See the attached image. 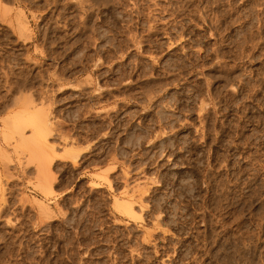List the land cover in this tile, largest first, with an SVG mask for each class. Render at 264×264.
Here are the masks:
<instances>
[{"label":"rangeland","instance_id":"rangeland-1","mask_svg":"<svg viewBox=\"0 0 264 264\" xmlns=\"http://www.w3.org/2000/svg\"><path fill=\"white\" fill-rule=\"evenodd\" d=\"M0 264H264V0H0Z\"/></svg>","mask_w":264,"mask_h":264},{"label":"bare ground","instance_id":"bare-ground-1","mask_svg":"<svg viewBox=\"0 0 264 264\" xmlns=\"http://www.w3.org/2000/svg\"><path fill=\"white\" fill-rule=\"evenodd\" d=\"M96 1H97V0H96ZM87 2H88V1H87ZM100 3H101V2H100ZM84 4H85V3H84ZM95 4H96V3H95ZM106 5H107V3H106ZM82 6H83V5H82ZM159 6H160V5H159ZM156 7H157V6H156ZM158 8H159V7H158ZM176 8H177V7H176ZM87 10H88V9H87ZM162 10H163V9H162ZM188 10H189V9H188ZM175 11H176V10H175ZM85 22H86V21H85ZM154 26H155V25H154ZM162 30H163V29H162ZM163 31H164V30H163ZM151 32H152V31H151ZM167 33H168V32H167ZM21 35H22V34H21ZM183 35H184V34H183ZM197 40H198V39H197ZM249 44H250V43H249ZM241 45H242V44H241ZM218 46H219V45H218ZM251 46H252V45H251ZM245 49H246V48H245ZM217 51H218V50H217ZM189 56H190V55H189ZM249 58H250V57H249ZM236 65H237V64H236ZM179 66H180V65H179ZM238 68H239V67H238ZM217 69H218V68H217ZM184 71H185V70H184ZM182 74H183V73H182ZM247 84H248V83H247ZM254 84H255V83H254ZM253 87H254V85H253ZM224 88H225V87H224ZM224 88H223V89H224ZM258 89H259V88H258ZM255 91H256V90H255ZM216 95H217V94H216ZM227 97H228V96H227ZM259 101H260V100H259ZM207 104H208V103H207ZM221 104H222V103H221ZM204 105H206V104H204ZM200 109H201V108H200ZM201 110H202V109H201ZM251 110H252V109H251ZM253 110H254V109H253ZM202 111H203V110H202ZM245 111H246V110H245ZM198 115H199V113H198ZM22 117H23V116H22ZM16 118H17V117H16ZM16 118H15V119H16ZM15 119H14V120H15ZM19 119H20V121H22L20 116H19ZM19 119L16 120V123H18L19 125H21V124L19 123V122H20ZM25 119H26V118H25ZM12 120H13V118H12ZM12 120H11V123H13V126H12V125L10 126V125H8V124H7V125L10 126V127H14V129L17 130V128H18L19 126H17V124L14 123L15 121L12 122ZM26 120L28 121V119H26ZM30 120H31V119H30ZM32 120H33V119H32ZM257 120H258V119H257ZM5 121H6V120H5ZM17 121H18V122H17ZM39 121H40V120H39ZM255 121H256V120H255ZM6 122H8V121H6ZM32 123H33L32 125L30 124L31 126L29 125V123H27V124H28L30 127L33 128V131H34L33 134H35V133L37 134V136H34V138L36 137V138H39V139H40V137H45L46 133H43V129H44L45 126H44V127H41V125H40L41 123H40V122H39L40 124H37L38 122H37V123L32 122ZM44 123H46V122H44ZM7 125H6L5 127H8ZM24 125H25V124H24ZM28 125H27V126H28ZM16 127H17V128H16ZM8 128H9V127H8ZM8 128H7V130H8ZM20 128H21V127H20ZM41 128H42V129H41ZM47 128H48V127H47ZM12 129H13V128H12ZM18 129H19V128H18ZM34 129H35V130H34ZM5 130H6V129H5ZM47 130H48V129H47ZM8 131H9V130H8ZM35 131H36V132H35ZM18 132H19V131H18ZM44 132H45V131H44ZM7 133H8V132H7ZM9 133H10V132H9ZM19 133H20V132H19ZM41 133H42V134H45V135L39 137L38 135H41ZM11 134H12V133H11ZM12 135H14V134H12ZM4 136H5V135H4ZM7 136H8V135H7ZM7 136H6V137H7ZM6 137H5V138H6ZM7 138H8V137H7ZM7 138H6V139H7ZM32 138H33V137H32ZM43 139H44V138H43ZM43 139H42V140H43ZM32 140H33V139H32ZM34 140H35V139H34ZM36 140H37V139H36ZM36 140H35V141H32V143H34V144H33L34 147H36V144H37V143H36V142H37ZM39 141H40V140H39ZM45 141H46V140H45ZM24 142H25V141H24ZM26 142H27V141H26ZM26 142H25V143H26ZM43 142H44V141H43ZM30 143H31V141L28 142V144H30ZM22 144H23V143H22ZM26 144H27V143H26ZM23 145L25 146V144H23ZM23 145H22V146H23ZM30 145H31V144H30ZM30 145H29V146H30ZM19 146H20V145H19ZM29 146L27 145V147H29ZM31 146H32V145H31ZM20 147H21V146H20ZM25 147H26V146H25ZM40 147H41V146H40ZM43 148H44V147H43ZM26 149H28V148H26ZM28 150H30V149H28ZM31 150H32V149H31ZM34 151H35V150H34ZM29 152H31V151H29ZM31 154H32V153H31ZM33 154H34V153H33ZM33 154H32V155H33ZM35 154H36V152H35ZM36 155H37V154H36ZM33 156H34V155H33ZM38 156H39V155H38ZM38 156H37V158H38ZM33 158H34V157H33ZM35 159H36V158H35ZM43 159L45 160L44 157H43ZM50 160H51V159H50ZM51 161H52V160H51ZM43 162H44V161H43ZM45 162H46V161H45ZM47 162H48V165H47V166H49V160H47ZM50 164H51V163H50ZM45 168H46V167H45ZM47 169H48V168H47ZM44 170H45V169H44ZM40 172H41V171H40ZM45 173H46V172H45ZM40 176H43V175L41 174ZM43 178H44V177H42V180H43ZM39 179H40V178H39ZM42 180H41V181H42ZM41 181H40V183H41ZM42 182H45V181H42ZM42 184H43V183H42ZM44 185L47 186V184H44ZM38 187H39V186H38ZM43 187H44V186H43ZM39 188H42V187H39ZM220 191H221V190H220ZM46 193L48 194L49 192H46ZM217 196H218V195H217ZM118 202H119V201H118ZM119 205H120V204H119ZM120 206H123V207L125 206V208H124L125 212H126L128 215L133 216V209H132V206H130V205H128V204H121ZM41 209H42V208H41ZM44 210H45V209H44ZM46 210H47V209H46ZM140 218H141V216H140ZM138 219H139V218H138ZM148 236H149V234H148ZM148 238H149V237H148ZM143 239H144V238H143Z\"/></svg>","mask_w":264,"mask_h":264}]
</instances>
